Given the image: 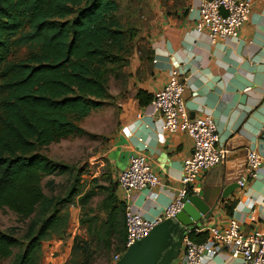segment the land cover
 <instances>
[{
    "label": "crops",
    "instance_id": "crops-1",
    "mask_svg": "<svg viewBox=\"0 0 264 264\" xmlns=\"http://www.w3.org/2000/svg\"><path fill=\"white\" fill-rule=\"evenodd\" d=\"M145 1L135 19L139 48L134 49L118 75L109 79L110 99L80 123L89 133L101 136L105 145L106 167L97 178L98 187L105 190V197L113 193L114 205L128 204L148 219L159 215L176 196L181 188L183 159L192 152V140L184 132L166 131L159 110L151 102L175 65L182 71L183 99L189 116H212L218 132L216 145L226 152L222 163L202 170L189 185L193 193L221 181L216 204L183 236L192 228L196 233H207L213 226L223 229L230 217L236 218L240 230L247 234L263 229L264 158L244 186L238 180L245 175L249 149H257L264 157V137L260 135L264 123V0H254L237 38L216 43L195 30L198 0ZM141 153L148 157L161 184L135 190L126 200L117 175L127 166L131 154ZM101 208L107 217L105 206ZM182 253L183 242L171 264H180ZM205 264L240 262L221 249Z\"/></svg>",
    "mask_w": 264,
    "mask_h": 264
},
{
    "label": "trees",
    "instance_id": "trees-1",
    "mask_svg": "<svg viewBox=\"0 0 264 264\" xmlns=\"http://www.w3.org/2000/svg\"><path fill=\"white\" fill-rule=\"evenodd\" d=\"M129 2L128 22L120 16L118 0H0V208L32 217L24 237L0 230V262L18 248L10 264H36L42 242L67 224L59 206L80 191L72 189L62 199L44 193L42 178L66 168L41 150L69 137L96 136L80 123L110 99L109 79L139 48L138 27L130 17L140 14L146 1ZM94 193L86 192L81 206ZM115 201L113 193L105 197L108 213L99 226L98 218L82 220L91 239L71 247L72 256L82 259L79 264H92L90 245L99 239L105 254L110 253L106 264L124 252L125 206ZM196 234L201 236L196 239ZM206 234L194 228L187 232L195 242ZM112 238L115 252L110 256Z\"/></svg>",
    "mask_w": 264,
    "mask_h": 264
},
{
    "label": "built area",
    "instance_id": "built-area-1",
    "mask_svg": "<svg viewBox=\"0 0 264 264\" xmlns=\"http://www.w3.org/2000/svg\"><path fill=\"white\" fill-rule=\"evenodd\" d=\"M198 16L195 22L197 33H205L211 43L219 39L237 38L239 28L248 18L254 0H198ZM182 71L172 66L169 79L157 90L151 102L159 110L163 128L168 132H184L192 140V152L183 159L180 183L176 196L166 204L163 211L153 219H148L130 205H125V249L138 239L146 237L157 223L173 218L181 209L189 194V185L194 183L202 170L223 162L225 149L217 147L218 132L212 116L205 114L191 118L183 99L184 82ZM264 137V123L260 128ZM255 148L247 151L245 175L238 184L244 186L247 177L254 176L262 164L263 154ZM117 184L125 193L126 200L135 190L155 188L161 181L153 172L145 154H131L128 164L119 171ZM192 192H195L193 190ZM264 225V216H263ZM183 253L180 264H205L207 259L226 249L240 264H264V227L245 233L240 230L239 221L230 217L228 225L220 229L208 227L207 237L202 242L193 241L187 234L183 236ZM123 252L113 255L117 261Z\"/></svg>",
    "mask_w": 264,
    "mask_h": 264
},
{
    "label": "rangeland",
    "instance_id": "rangeland-1",
    "mask_svg": "<svg viewBox=\"0 0 264 264\" xmlns=\"http://www.w3.org/2000/svg\"><path fill=\"white\" fill-rule=\"evenodd\" d=\"M120 3V16L126 19L127 7L131 3L129 0H118ZM136 7V4H133ZM138 17L135 13L130 17L134 21ZM136 24V23H135ZM105 145L101 136L91 138L69 137L62 139L57 143H52L43 148L41 152L48 159L61 167H65L66 171L62 173H53L45 175L41 184L43 191L47 196L59 199L67 198L72 189L80 191L74 195L72 201L65 202L60 205V212L67 216V224L61 228L59 233H51L48 238L42 242L41 252L36 264H79L81 257H75L71 254V247L74 241L90 240L91 234L88 231V224L81 223L82 220L90 218H98L97 226L106 218L104 210L101 208L105 197V190H101L98 186L97 178L102 174L106 167L104 160ZM104 164L101 168L100 165ZM105 170V169H104ZM99 173V175H97ZM97 175V176H95ZM78 177V183L75 180ZM95 190L94 195L89 199L85 206H81V197L90 190ZM32 217L21 218L7 207L0 208V230L13 231L18 237H24L28 225ZM94 221V220H91ZM100 240V239H99ZM92 241L90 248L93 251L92 264H106L105 244L103 241ZM111 255L115 252V239H111ZM20 252L18 248H14L13 254L3 259L0 264H10L16 253Z\"/></svg>",
    "mask_w": 264,
    "mask_h": 264
},
{
    "label": "water",
    "instance_id": "water-1",
    "mask_svg": "<svg viewBox=\"0 0 264 264\" xmlns=\"http://www.w3.org/2000/svg\"><path fill=\"white\" fill-rule=\"evenodd\" d=\"M220 182L218 180L212 186H203L199 191L189 193L173 218L154 225L146 237L129 245L111 264H171L179 254L186 230L202 222L216 204ZM230 188L232 186L227 191ZM225 195L223 190L222 196Z\"/></svg>",
    "mask_w": 264,
    "mask_h": 264
}]
</instances>
